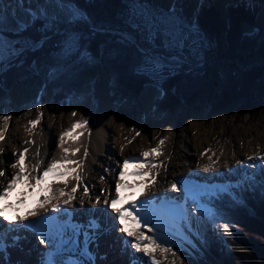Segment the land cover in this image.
I'll return each instance as SVG.
<instances>
[{"label": "trees", "instance_id": "obj_1", "mask_svg": "<svg viewBox=\"0 0 264 264\" xmlns=\"http://www.w3.org/2000/svg\"><path fill=\"white\" fill-rule=\"evenodd\" d=\"M70 3L85 12L92 24L103 31H92L89 23H68L58 26V31L43 33L37 22L23 35L33 40L46 35L47 42L8 64L3 63L7 68L0 75L1 98L6 97L19 80L33 79L40 85L43 82L40 71L49 68L55 72L51 81L63 90V94H68L58 97L59 101L73 93L71 97L85 100V113L89 114H93L96 105L93 96L84 92L82 80L88 77L98 83L102 71L109 73L112 91L120 93L125 100H137L148 84L161 87L163 100L156 101L155 105L156 110L165 114L173 113L178 101H198L202 106H210L213 112H229L233 107L255 112L264 110V39L254 52L241 47L244 34L256 28L263 12L264 6L257 1L241 0L230 4L225 9L226 21L213 0L201 1L193 16L198 32L190 34L185 47L171 50L152 49L141 31L131 26V22L137 20L132 13L139 9H133V4L126 0H71ZM138 3L148 4L153 13L163 12L155 8L153 0H139ZM194 4L195 0H176V14L188 22L186 16ZM29 5L33 10L39 7L35 0ZM125 32L135 40L122 42L118 34ZM72 33L78 34V49L66 52L63 42ZM4 35L8 39L16 38L15 33L4 31ZM222 40L227 42L228 53L220 56ZM138 43L148 50L147 55L159 56L165 61L179 59L183 64L179 68L163 66L159 71L142 72L140 66L146 54ZM85 51L87 57L81 55ZM212 53H217L219 58L207 60ZM57 103L54 99V106L57 107ZM241 199L238 202L228 194L214 199V213L221 218L222 224L230 226L235 236V241L230 235L208 238L209 252L219 264H237L231 260L229 250L239 243L245 248L263 251L256 235L258 228L264 229V182L251 194L244 193ZM192 262L209 264L204 260Z\"/></svg>", "mask_w": 264, "mask_h": 264}, {"label": "snow or ice", "instance_id": "obj_2", "mask_svg": "<svg viewBox=\"0 0 264 264\" xmlns=\"http://www.w3.org/2000/svg\"><path fill=\"white\" fill-rule=\"evenodd\" d=\"M53 7L57 11L49 12L48 6L41 5L36 10L28 9V19H17L16 27L12 29L15 33V39H8L4 35L3 25L5 23V16L0 11V66L3 65L6 56L11 59L19 56L24 50L37 49L43 47L47 42L48 37L42 35L39 40H33L25 37L23 33L29 29L35 27L39 22V30L43 33H48L53 30H57V24L60 22L61 14L66 17L67 23H89L92 24L89 17L79 7L66 3L65 0H55ZM133 9H139L134 11L132 15L137 18L136 22H131V26L141 31L146 42L151 46L152 49H182L185 47L190 34L198 32V26L195 21L188 23L182 17L176 14L174 7L170 8L167 13H153L150 11L148 4L134 3ZM92 31H103L102 28L92 24ZM120 40L126 42L132 39L130 33H119ZM78 34L72 33L67 40L63 42L64 51L70 52L72 49H78ZM145 55V62L140 66V71H159L164 65L165 61L159 56L147 55L146 49L141 50ZM81 55L87 57V52H82ZM39 112L40 110L37 109ZM72 117H76L77 113L72 112ZM43 113L41 112L36 119L30 120L28 123L31 128L28 129L31 134L32 130L40 124ZM12 117L9 115L0 116V120L3 121V126L0 127V141L5 139V133L9 127V122ZM89 121L87 118L81 117V119L75 121L72 126L63 131L59 136V146L62 149L63 156L60 159L52 158L51 163L47 165L43 172L40 173L39 169L43 162L39 161V150H37L33 159H37L38 162L33 164L31 167L26 163L29 159L28 153L29 148L25 147L21 152H14V161L10 164L12 173L10 179L6 185L0 188V200L7 198L10 192H12L16 185L23 182L28 189H34L40 186L41 191L45 193L43 199L36 201V207L30 209L23 216H14L11 220H8L6 216L5 208H0V217L7 221L8 225L22 226L24 229L37 230L39 233V243L46 245L50 250L47 251L42 259V264H85V261L89 264H95L96 257L89 251V244L96 242L99 237L105 234L108 229L102 227L100 219L96 217H90L86 223H76L72 219L71 213H66L67 218L63 220H57V217L45 216L43 219L35 222L28 223L30 217L38 216L39 209H44L47 205L52 204L56 201L53 206V211H59L61 203L65 206L71 205L73 201L77 200L76 193L80 187L81 181L83 180L82 172L83 165L89 156V150L87 147L84 148L82 160L72 159L77 153L80 152L82 145H79L80 136L84 135L85 132H89L88 128ZM77 129H82L80 132H76ZM140 135V133H136ZM68 141L76 142L79 146L77 147H65ZM27 143V141H26ZM165 141L160 140L157 147L151 148L148 151H143L139 157H129L123 161L119 171V178L115 184V195L111 196V199L105 198L103 204L108 206L113 212L117 214L116 219L120 225L119 231L124 233L128 239L124 240L125 248L130 247L137 253L143 254L148 258L150 264H161V261L155 255L156 252L166 254L172 252L170 247H165L166 243L170 241L164 240L163 237L149 236L146 235L142 229L147 228L148 231H152L148 228V224L155 220V227L161 231L167 229L170 232H174L178 237L183 240H187L188 237L184 235V229L187 228L189 231L192 230V216L189 210L184 204L177 203L174 200L167 198H153L141 203H137V200H132L128 205L121 203V197L119 195L123 188L131 187L126 185L123 181L126 175L124 169L128 167L130 163H135L137 167H143L148 165L146 172H134V175H146L152 177V183H155V175L158 174L153 172V169H158L163 162H157L149 160V157H159L162 155L160 146L164 145ZM122 150V149H121ZM3 149H0L2 152ZM211 160V157H209ZM249 161H260L261 167H264V154L250 155L247 157ZM2 163V161H0ZM217 161H212L210 164L204 165L205 168H212L215 166ZM69 165H75V167L69 168ZM256 164L249 165L250 168L256 167ZM5 176V171L0 170V177ZM74 179L77 181V185L72 187L70 191H65L64 188L54 189L53 183L60 182L65 184L68 180ZM104 178L101 177V180ZM245 180L253 179V177L246 176ZM52 181L53 183H50ZM172 188H177L175 182L172 183ZM241 185H236L239 187ZM232 185L221 186L219 192H228L233 196V199H238L235 193L230 192ZM107 191V190H104ZM145 191H148L146 185ZM27 193L21 192L20 196L23 197ZM103 194V192L101 193ZM219 193H213L218 195ZM90 195V189L88 185H83V196L88 197ZM144 192L141 193V196ZM17 203L23 204L24 200L18 199ZM83 203V200H81ZM101 203V196L97 195L95 204ZM193 203L196 204L197 209L207 217H211L213 212L205 204H201L193 198ZM120 205L117 207V205ZM10 207V206H9ZM144 211H141V209ZM155 217V219H153ZM222 231L226 235H230V226L223 224L220 226ZM19 227H6L0 229V261L4 264H10L6 258L8 257L9 248L21 247L20 241L24 239L19 234L12 235L11 233H18ZM83 235V246L80 247L79 237ZM74 246L69 248L68 246ZM64 250L79 251L80 256L84 257V260L69 258L67 261L53 260L55 254H58ZM175 256L176 253L172 252ZM166 258V257H165ZM135 264V261H133ZM175 264V262H173Z\"/></svg>", "mask_w": 264, "mask_h": 264}, {"label": "bare ground", "instance_id": "obj_3", "mask_svg": "<svg viewBox=\"0 0 264 264\" xmlns=\"http://www.w3.org/2000/svg\"><path fill=\"white\" fill-rule=\"evenodd\" d=\"M25 1L26 0H19L18 6L20 11L18 14H16L12 10H9V13H7L6 27L11 28L13 19L16 17H18L19 19H28V12ZM225 1L230 2V0ZM166 2L170 3L171 0H157V3H159L160 5ZM61 16L64 17L63 14H61ZM260 19L261 20L259 22V25L264 27V15ZM158 95L159 91L154 87H147L143 92L141 99L143 104L147 107L149 115H151L150 112L152 111L155 97H158ZM30 97L31 96L27 93L26 89H21L20 92L15 94L14 96V101L20 111V116L22 117L24 113L20 106ZM53 121L54 120L46 121L41 130L35 127L32 130L31 134L28 131V129L31 128L30 124L28 125L24 122L19 123L17 121V123H12V125H10L5 133V139L3 141H0V149H3V151L0 152V161H2V163H0V170L5 171V176L0 177V188L6 185L7 181L10 179L12 173L10 164L14 159V152H21L25 147L29 148L30 151L28 153V165L29 167H31L33 164H36L38 162L37 159H33L32 157H34L37 150H39L40 155L38 159L39 161L43 162L42 166L39 169L40 173H42L44 168L51 163L53 157H55L56 159H60L63 156L62 149L59 146V136L63 131L70 128V125L72 126L71 117L68 113L59 121ZM97 123L100 124V130L90 132L89 136L79 144L82 145L81 151L79 152V157H77L76 155L74 157H70L77 160L84 159L83 152L85 147L88 148L90 153L83 165V180L81 181L78 192L76 193L78 198L77 200L73 201L71 205L65 206L61 203L60 210L58 212L59 214H64V211L66 209H71L78 215V212L80 213L85 211L86 213H92V211L94 212V209H100L102 216L105 214L109 215L112 227L116 228V232L114 234L119 235L123 247L124 240L128 238L124 233H121L119 231L120 225L118 223V220L116 219V213L108 208V206L104 205L103 200L106 197L111 199V196L115 195V184L117 179L119 178L118 172L121 168V165L123 164V161L129 157H139L143 151H148L151 148L157 147L160 143L161 138L165 136L166 130H170L172 128V125L164 127L159 126L155 124V122L152 121L150 117L146 119L144 124H140L137 119L135 122L125 120L123 117H120V115H118L117 110L115 115H110V117H108L106 120L105 118H100ZM191 124L192 123L188 124L187 122H184L181 125V134L175 135L174 139L176 140V142L174 140V143L169 148L166 157L160 160L163 162V164L161 165L163 169L162 174L160 176L156 175L155 183H152V179L147 180L146 185L148 186V191H145V188L140 186V181H137L139 180V177L133 174L135 172V163H130L128 165V171L126 172V170L124 169L126 175L124 176L123 181L126 185H130L131 183L135 182L136 184H134V186H131L130 188H123L120 191L119 195L122 198L121 203H123L124 205H128L130 201L137 200L138 197V204L142 201L149 200L148 194L150 189L153 194H158L159 196L163 194L164 196L168 195L167 199L169 200L174 198V196L177 197V195L174 194L178 192L176 202L184 204L193 218L192 230L189 231L187 228L184 229V235L187 236L188 239L183 240L174 232H170L167 229H165L164 231L157 229L155 227V220L150 222L148 224V227H154L151 229L154 233L157 234V237H163V239L172 243L180 240L181 242H185L194 253H204L207 255L206 248L199 240L197 232L202 231L201 233L203 234V231L208 225L209 220L207 216H204L197 209L196 204L193 203V198H195L197 202L205 204L208 208H210L211 206L205 201V195L206 193L213 191L212 187L218 186V183L217 181H215V184L206 186L207 190H199L196 188L198 182L196 181L195 183H191L192 178L190 176H186L185 174H191V172L195 171L206 175H211L228 170L227 168H229V170H235L240 165L244 166L247 171H252V168H250L249 165L251 163L257 164L261 162L247 160L248 156L255 155L249 149L241 152L238 151L239 153L235 160H232L225 155L217 156L213 151L216 149L213 143H210V141L203 142L191 137L194 132V128L193 126H191ZM137 132L140 133V135H137ZM53 139H56V142H53ZM69 146L70 143L67 142L65 144V147ZM107 151L109 152V156H106L105 154L103 155V153ZM209 157H211V160L209 159ZM212 161H217L214 167H204V165L210 164L212 163ZM68 167H75V165H69ZM153 172L156 173L154 169ZM101 177H103L104 179L101 180ZM181 177V190H178V188L173 189L171 186L172 183L175 182L177 184L176 180ZM198 180L203 181L204 179H199L198 177ZM204 181L208 182L209 180L206 181L205 179ZM226 181H229L228 178H226ZM49 182L53 183L52 181ZM76 185L77 181L69 178L66 186L63 183L54 182L53 188H64L65 191H70V189ZM83 185L89 186L90 195L88 197L94 198V200L90 204H87L89 198L83 196ZM223 186L228 185L226 183ZM16 187L19 189L27 188L23 182L17 184ZM100 191L103 192L102 195L99 193ZM142 192H144L143 196H141ZM25 193H27L25 196L20 197V199L22 198L24 200L23 204H19L17 208L6 210L5 214L11 212V215L8 216V220H11L12 217L16 216L13 213L14 210L18 209L19 207H23L25 208V212L27 213L30 209L36 207V201L43 199L45 196V193L41 191L40 186L34 189H27ZM172 193H174V196H171ZM97 195L101 196L100 204H95ZM81 200H83V203H81ZM187 203H189V207L187 206ZM55 204L56 201H53L52 204H49L44 209H39L38 211L39 213L48 211L55 212L53 211V206ZM119 206L120 205L118 204L117 207ZM191 206H195V208L192 209ZM141 211H144V209L142 208ZM65 217L67 218L66 215ZM153 219H155V217H153ZM13 228H16V226ZM106 234L107 233H105L104 235ZM108 234H110V231H108ZM79 241V246L82 247V236L79 237ZM20 244L24 245L23 242H21ZM38 244L39 245L35 244L31 246L32 248L29 249V252H27L26 248L22 250V246L19 248H9L8 257L6 259L10 261V264H29V261L32 260L33 257L34 264H42V259L44 258L45 253L50 250V248L46 247V245L40 244L39 241ZM36 247L38 250L34 252ZM68 247L71 248L74 246L70 245ZM88 248L89 251L93 254L94 251L92 246L89 245ZM122 249H124V252H121L119 256V258L121 259V263L116 262V259H111L106 262V264H133V261H135V264H150L147 257L135 253L130 247L125 248L124 246V248ZM39 250L42 252L40 253ZM21 252L25 253L26 255ZM25 256L26 259L23 260ZM69 258H78L81 260L85 259L84 257L80 256L79 251L64 250L58 254H55L53 260H59L63 262L67 261ZM100 260L101 259H96L95 264H103ZM0 264H4V262L0 261ZM85 264H89V262L85 261ZM161 264L163 263L161 262Z\"/></svg>", "mask_w": 264, "mask_h": 264}, {"label": "rangeland", "instance_id": "obj_4", "mask_svg": "<svg viewBox=\"0 0 264 264\" xmlns=\"http://www.w3.org/2000/svg\"><path fill=\"white\" fill-rule=\"evenodd\" d=\"M38 6L46 5L48 6L49 12L57 11L53 7L54 0H37ZM129 3H138L139 0H126ZM174 0H171L170 3H163L159 4L157 3V0L155 1V8L162 10L163 12H168L170 8H172ZM216 1V0H215ZM231 2H227L225 0H219L218 5L220 9L222 10L223 18L227 19V15L225 12H223V8H226L229 3H237L241 0H230ZM256 1V0H254ZM258 3L262 4L264 6V0H257ZM32 2V0H29L28 4H26L27 10L30 8L29 3ZM66 3H70L71 0H65ZM216 3V2H215ZM197 1H195L194 10L196 8ZM19 0H0V11H3V14L5 16V23L3 25L4 31L9 33H14L12 29L16 27V20L19 19L18 17L13 19L11 28L6 27V20H7V13H9V10H12L16 14L19 13ZM216 5V4H215ZM264 13L262 14V16ZM260 15L259 21L256 22V28L259 29L260 33H263L262 36L258 34V38L245 44H241V47H246V50H252L254 52V49L258 47V45L263 41L264 39V27L259 25L260 18L262 17ZM187 21L191 22L193 21V11H189L187 16ZM68 24L66 17L61 16L60 22L57 24L56 28L60 25ZM254 28L252 31L248 33H253ZM224 36V35H223ZM131 40H135L133 37ZM223 47H222V55H226L228 53V46L227 42L225 40H222ZM137 43V42H136ZM141 50L144 49V47L138 43ZM34 51L36 49H27L22 52L19 56L13 57L9 59L7 56L5 58L6 64L12 62L16 58L22 56L26 52ZM212 57H218L219 55L217 53L209 54L207 57V60L212 59ZM165 61V60H164ZM171 64H167V61H165V65L170 68H179L183 63L181 60H171ZM7 68V65H4L0 69V75L2 72H4ZM55 72H52L49 68H43V70L40 71L39 77L43 78V82L38 85L35 83L33 79H23L19 80V82L7 93L6 97L1 98L0 97V116L3 115H9L12 117L11 121L9 122V127L12 125V123H17V121L24 122L25 124L29 125L30 119H36L37 116L40 115V113H43L41 122L36 127L41 130L44 123L46 121H52L57 122L62 117H64L66 114L69 113L71 117L72 124L75 123V121L81 119V117L87 118L89 121L88 128L90 132L92 131H99L100 130V124L97 123L100 118H105V120L110 117V115H115L116 110L118 115L120 117H123L125 120H130L135 122L136 119L140 124H144L146 119L150 117L152 121L155 122V124L159 126H168L172 125V128L169 130H166V134L164 137L161 138V140H164V145L160 146L162 155L159 157H149V160H154L157 162H160L163 158L166 157L168 154L169 148L174 143L175 135L181 134V125L184 122H187L188 124L192 123L191 126L194 128V132L191 137L206 142L210 141V143H213L216 147L214 153L217 156H226L229 157L232 160H235L238 156V153L244 150H251L253 154H264V110L255 112L249 111L247 108L242 107L239 109H236L233 107V109L229 112L225 111H214L210 108V106H202L200 103L197 102H176L177 107L174 108L173 113H166L161 112L159 110H156L155 102L158 100H163L164 90L159 87L158 85L154 84H148L146 85L140 96L137 100H125L124 97L118 93L114 92L111 89V79L109 73L102 71L100 73V77L98 78V83L93 82V80H90L88 77H85L82 80V85L84 86V92H88L91 96H93V103L96 105V110L93 112V114L85 113V100H83L81 97H76L71 95L68 98H63L61 101H59L58 97H63L68 94H63V90H60L52 81L51 78L54 77ZM78 82V81H77ZM97 83V84H96ZM147 87H154L157 88L159 91L158 97H155V100L153 102L152 111L150 112L151 115L148 114L147 107L142 102V95L143 92L146 90ZM21 89H26L27 93L31 96L26 102L21 104L20 108L23 110V117L20 116V111L17 108V105L14 101L15 94L19 93ZM96 89V90H95ZM95 90V92H94ZM97 91V92H96ZM93 92L95 93L93 95ZM74 95V94H73ZM56 96V98H55ZM54 99H56V103L58 106H54ZM61 99V98H60ZM37 109L40 111L38 112ZM76 112L77 116L72 117L71 113ZM115 117V116H114ZM192 121V122H191ZM3 126V121L0 120V127ZM31 126V125H30ZM8 127V128H9ZM71 127V125H70ZM176 129V130H175ZM82 129H77L76 132H80ZM181 131V132H180ZM89 136V132H85L84 135L80 136L79 138V144L83 142V140ZM53 142H56V139H53ZM70 143L69 147H76L78 144L73 141H68ZM176 142V140H175ZM81 151V148H80ZM239 151V152H238ZM109 156V152H104L103 155ZM77 157H79V153L76 154ZM172 156V155H171ZM108 158V157H107ZM82 160V159H81ZM14 161V159L11 161V163ZM28 164V160L26 161ZM252 164V163H251ZM250 164V165H251ZM256 167H252V171H247L244 166H238L235 170H225L221 173H214L211 175H206L199 172H191V174H185L186 176H190L191 178L197 180L198 185L196 186L199 190H207L206 186H210L212 184H215L217 181L218 186H223L227 183V185H244L246 190H249V186L246 183V180L241 182V178H245V175H248L250 177H253L254 183L249 185H258L259 182L264 180V167H261V163H257ZM84 169V166H83ZM148 169V165H145L143 167H137L135 164V172H146ZM126 172L128 171V167L125 169ZM156 173L158 172L157 176H160L163 172L162 167L160 166L158 169H154ZM120 171V170H119ZM239 171V172H238ZM248 172V174L246 173ZM155 173V172H154ZM198 174V175H196ZM119 175V172H118ZM182 175V174H181ZM179 175V176H181ZM139 177L140 186L145 188L147 184V180L152 179L150 176L146 175H136ZM150 177V178H149ZM156 177V175H155ZM183 177V176H182ZM182 177L177 179V188L178 190H181L182 187ZM199 179H206L211 182H205L199 181ZM226 178H228L229 181H226ZM215 182V183H214ZM221 182V183H219ZM138 183V182H137ZM135 183H131V186H134ZM217 186H213L212 190L208 193H206V203L209 205L213 204V197L216 195H213L215 193V189ZM258 187V186H257ZM232 188V187H231ZM230 188V189H231ZM234 193L235 191H232ZM100 194L102 191L99 192ZM219 193V192H216ZM172 193L171 196L177 195ZM102 195V194H101ZM168 195H161L153 194L151 192V189L148 194L149 199L157 198H167ZM89 198V201L87 204H90L94 198L93 197H87ZM208 201V202H207ZM187 206L189 207V203H187ZM192 209L195 208V206H191ZM211 209V207H210ZM194 211V210H193ZM213 212V211H212ZM117 215V214H116ZM208 225L205 227V230L203 231V234L201 232L198 233L199 240L203 243V245H206L207 243V236H216V237H224L226 234L223 233L222 228V222L221 218L214 214L211 217H208ZM196 224V222H195ZM148 228H154V227H148ZM146 235L149 236H156L157 234L153 231H148L147 228L142 229ZM118 235V234H117ZM229 236V235H227ZM257 241L261 244L262 252L255 251L250 248H245L242 246V243H239L237 247L230 248L229 254L232 261L236 262L237 264H262L261 262H264V229L258 228L257 230ZM119 237V235H118ZM230 237L234 239L235 236L233 234H230ZM246 237V236H245ZM247 238V237H246ZM113 239V238H111ZM121 239V238H120ZM165 240V239H164ZM122 243V242H121ZM207 246V245H206ZM165 247H170L172 249V252H175L176 255L173 256L172 252L162 254L160 252H156L155 255L157 258L163 263V264H193V259L199 258L198 256H204L206 254L204 253H194L185 242L176 241V242H170L166 243ZM121 248V251H120ZM119 250L117 249L118 257L116 258V262L121 263V259L119 258L121 252H124L123 247L120 246ZM206 248V247H205ZM135 252V250H133ZM207 251V248H206ZM137 253V252H135ZM139 255H143L141 253H138ZM29 255V254H28ZM126 255V254H125ZM124 255V256H125ZM194 255V256H193ZM208 256V254H207ZM166 257V258H165ZM119 259V260H117ZM117 263V264H119ZM34 264V263H33ZM143 264V263H142ZM212 264V263H211Z\"/></svg>", "mask_w": 264, "mask_h": 264}, {"label": "water", "instance_id": "obj_5", "mask_svg": "<svg viewBox=\"0 0 264 264\" xmlns=\"http://www.w3.org/2000/svg\"><path fill=\"white\" fill-rule=\"evenodd\" d=\"M155 1H156V0H153V3H154V4H155ZM258 34H259V29H258V28H256V29L254 30L253 33H246V34H244V37H243V39H242L241 44L243 45V44H245V43H249V42H251V41L257 39V38H258ZM167 64L170 65L171 62H170V61H167ZM171 65H173V64H171Z\"/></svg>", "mask_w": 264, "mask_h": 264}]
</instances>
